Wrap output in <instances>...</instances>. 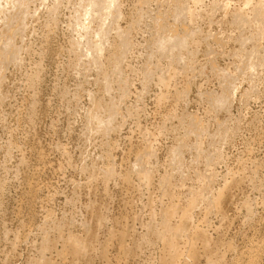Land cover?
I'll return each instance as SVG.
<instances>
[{"label":"rangeland","instance_id":"374dc122","mask_svg":"<svg viewBox=\"0 0 264 264\" xmlns=\"http://www.w3.org/2000/svg\"><path fill=\"white\" fill-rule=\"evenodd\" d=\"M0 264H264V0H0Z\"/></svg>","mask_w":264,"mask_h":264},{"label":"bare ground","instance_id":"6f19581e","mask_svg":"<svg viewBox=\"0 0 264 264\" xmlns=\"http://www.w3.org/2000/svg\"><path fill=\"white\" fill-rule=\"evenodd\" d=\"M162 47V46H161ZM99 49V48H98Z\"/></svg>","mask_w":264,"mask_h":264}]
</instances>
